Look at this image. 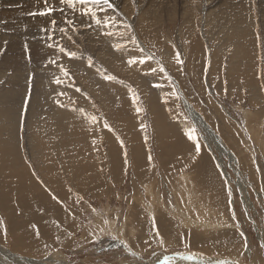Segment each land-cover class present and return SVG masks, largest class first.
Returning a JSON list of instances; mask_svg holds the SVG:
<instances>
[{
	"label": "rangeland",
	"instance_id": "rangeland-1",
	"mask_svg": "<svg viewBox=\"0 0 264 264\" xmlns=\"http://www.w3.org/2000/svg\"><path fill=\"white\" fill-rule=\"evenodd\" d=\"M15 1L0 0V68L7 77L10 78L12 72L21 78H32L39 72L40 75L51 72V77L58 75L56 79L64 78V73L57 68L59 65L71 71L69 73L72 76L78 71V67L71 66L69 56L60 52V46L76 52L78 57L75 58L91 56L92 64L98 66L97 69H102L106 75L115 76L117 79L113 81L119 82L116 86L122 89L118 93L112 90L117 93L116 99L110 95L114 101L107 98L103 99V103L100 98L93 99L91 94L86 93L94 101L91 111L96 112L97 120H89L93 132H102L98 138L101 137V142H104L103 152L108 151L109 146L101 126L100 118L104 116L115 122L109 129L118 139L124 140L125 135H131L132 143L140 142L135 147L126 143L125 150L112 157L113 170H106L109 177L103 175L105 180L98 182L99 178H103L99 177L93 182L92 192L89 190V194L84 197L83 192V198L65 201L67 217L72 221L68 223L66 218L65 222L58 220L55 223L59 228L56 229L57 232L42 236L43 241L45 239L51 244L45 252L47 246L40 249L37 247V239L40 238L38 227H35L36 234L31 235V240L27 241L31 248H26L17 241L19 236L16 234L20 232L24 239L27 235L25 231L22 228H10L5 214L0 210V221L3 220L0 223V264H160L165 256L181 261L187 255L196 257L195 261L184 260L189 264H220L221 261L224 264H264V0H112L117 5L115 9L97 11V15L103 20H114L113 25L106 29H101L90 17L82 16L80 6H77L74 13L67 6L58 3L59 0H50L48 6L55 10L50 15H45L47 19L44 17L42 20L38 18L41 15H35L38 16L37 20L29 13L32 9V12L44 10V0ZM22 1L25 4L28 1L31 8L23 5ZM52 1L53 4L56 2L55 6ZM33 2L36 4L33 5ZM38 3L44 7H39ZM22 6L26 7L20 8ZM9 8L17 10L14 12ZM206 13L211 14H208L211 19H207ZM209 19L213 20L212 23ZM66 20L74 22L75 31L66 24ZM53 21L56 22L55 25ZM123 24H129L131 28L125 29ZM242 24L245 26L240 28ZM62 28H67L66 34L61 31ZM108 30L114 34L103 35V31ZM130 35L137 38L139 47L144 45L143 47L150 49L154 58L157 57L146 60L144 64L129 66L127 61L133 57L131 54L135 53L134 57L139 59L147 56L140 52L138 46L133 45ZM68 36L72 37L74 44ZM116 43H123L124 47L119 51L109 48V45L112 47ZM38 45L44 46L45 50L41 47L44 52ZM128 48L134 52L129 53ZM23 50L26 51V58ZM177 51L181 54L183 65L176 62ZM3 58L8 62L3 61ZM14 59L19 62L22 59L24 64L20 65ZM10 61L24 67L13 64V68ZM4 62L11 67H6ZM79 62L86 67L84 62ZM158 62L167 73L159 71ZM10 68L14 70L11 72ZM152 68L157 71L152 72ZM5 74L1 75L3 78H0V83L7 79ZM168 76L172 78L171 81ZM71 81L72 85L77 83L78 87L81 86L77 80ZM144 86L148 92L143 90ZM30 87L31 85L27 89ZM125 88L135 90L138 96L135 103L132 91L129 94ZM167 90L170 93L176 91L179 98L164 93ZM21 92L24 90L21 89ZM30 92L31 88L27 90L25 105L20 109L23 111V120L27 115ZM182 93L206 117L205 124H195L193 118L197 114L193 109L186 108L188 105L184 102ZM54 96L66 102L70 97L71 103L78 107L83 108L85 104L78 94H71L67 98L58 93ZM131 106L135 108L132 114L138 118V121L134 119L135 123L128 119ZM137 108L142 111L137 112ZM127 121L129 128L123 132ZM181 122L187 126L195 125L201 146L199 154L195 151L196 142L189 140L185 135L186 130L178 126ZM78 128L82 132L85 126L79 123ZM24 132L26 134H21V140L27 151V136L30 131ZM138 133L139 136L136 137ZM37 134H40V130ZM54 134L57 133L50 137ZM62 138L65 139L56 141L49 138L48 145L60 144L65 146V151H80L81 154L86 151L84 144L75 143L79 136ZM222 139L226 142L224 146ZM66 143L71 145L66 146ZM118 145L122 147V144ZM228 146L232 154H227L225 147ZM1 147L4 148L0 146V150ZM54 150L59 161L61 148L55 147ZM74 162L79 163V160L75 159ZM202 171L207 174H200ZM213 173L220 177L222 186ZM2 190L7 195L4 187ZM217 190H220L217 199H222L223 195L226 202L215 201L213 197L217 196ZM187 198L190 199L186 201ZM23 210L32 213L28 211L32 210V206ZM23 210H11V215H21ZM188 217L193 219V223H190L191 218ZM37 225L40 226L41 222ZM61 235L65 239L58 240L62 242H50ZM230 236L242 238L225 242ZM161 238L164 240L163 245L159 243ZM2 246H8L7 249L17 257L15 262L2 252ZM24 258L26 260H22Z\"/></svg>",
	"mask_w": 264,
	"mask_h": 264
},
{
	"label": "bare ground",
	"instance_id": "bare-ground-1",
	"mask_svg": "<svg viewBox=\"0 0 264 264\" xmlns=\"http://www.w3.org/2000/svg\"><path fill=\"white\" fill-rule=\"evenodd\" d=\"M49 1L50 0H48V3H49ZM27 2L28 1H26V4L24 2L22 4L28 6ZM53 2L54 1H52V5H54L56 3L55 2L53 4ZM118 2H119V0H118ZM16 3L18 4V2H16ZM39 3L37 4L38 6H39ZM58 3H60V2H58ZM125 3L127 4V2H125ZM29 4H30V2H29ZM32 4L35 5L36 2H33ZM48 5L49 4H47L46 6H48ZM7 6H9V5H7ZM41 6L44 7L43 5H41ZM41 6H39V7H41ZM77 6H79V5H77ZM24 7H26V6H24ZM24 7L22 6L20 8H24ZM28 7H30V6H28ZM125 7H127V6H124V8ZM14 8L13 9L12 8L11 9L9 8V9L10 10H14ZM33 8H35V7H33ZM216 8H218V7H216ZM41 9H44V8H41ZM15 10H17V9H15ZM15 10H14V12H16ZM33 10L34 9H32V11ZM188 10H191V8L188 9ZM28 11H31V10H28ZM41 11H43V10H41ZM71 11H73V10L71 9ZM199 11H200V9H199ZM77 12H79V10ZM100 12H98V13H100ZM192 12H193V10H192ZM209 12L211 13L212 11L210 10ZM1 13L2 12L0 11V14ZM4 13H6V9H5V12ZM8 13H9V11H8ZM187 13L188 12H186V14ZM79 14L80 13H78V15ZM208 14L206 13V15L208 16L207 19L211 17V16H209L211 14H209V15ZM213 14H215V13H213ZM13 16L14 15L12 14V17ZM98 16H99V14H98ZM7 17H9V16H7ZM16 17H18V16H16ZM37 17H36V19H37ZM44 17H45V19L48 18L46 16H39L38 18H42V20H43ZM86 17H88V16H86ZM86 17H84V18H86ZM143 17H145V16H143ZM238 17H241V16L238 15ZM13 18H15V17H13ZM80 18H82V17H80ZM32 19H34V18H32ZM24 20H22V21H24ZM86 20H88V19H86ZM205 21H206V16H205ZM210 21H208V22H210ZM212 21H211V23H212ZM18 22H20V21H18ZM26 22H29V21H26ZM31 24H34V23H31ZM244 26L245 25L242 24L239 27L240 28H243ZM4 34L5 33H3V37H5ZM68 42H69V40H68ZM37 44L35 43V45H37ZM57 44H59V43H57ZM133 45L137 47V45H135V44H133ZM39 46L40 45H38V48L41 49L42 46L41 47H39ZM143 46H140V47H142L144 49V52L143 53L146 54V55L151 54V52H149L150 49H148L147 47H143ZM136 47H134V48H136ZM140 47H138L139 50H140ZM109 48H113V47H110V45H109ZM16 49H17V47H16ZM42 49L45 50L44 46L42 47ZM43 50H42V52H44ZM16 51H18V50H16ZM129 51H130L129 53L134 52L133 50H130V49H129ZM25 52L26 51L23 50V55H24ZM40 54H42V53H40ZM45 54H47V52ZM131 55L134 56L135 53H133ZM17 56H19V55H17ZM47 57H48V55H47ZM85 57L84 58L82 57L81 59L80 58H74L75 59L74 61H72V57L71 58L69 57V61H71V63H72L71 66L73 68H74V66H77L78 67V71L75 72V73H73V74L71 73L72 76L69 75V76L66 77L64 75V78H61L60 77V80L63 81V83H61V84H57L55 82L56 77L58 75L56 77L49 76L51 74L50 69H48V72H50V74L47 73V72H43L40 75V72L39 73L36 72L37 74L35 75V77L33 76L32 78L31 77L29 78L27 76L28 74H26L27 77L21 78L20 75L18 76L17 73H16L17 75H15L12 72V70H14V69H11L10 68L11 69V72L14 75H12V73L10 72L11 73V75H10L11 77L8 78L7 77V74L4 73V70L2 68H0L1 69L0 70L1 71L0 72L1 73L0 74V78H1V75L2 74H5L6 77H7V79L5 78L6 80L3 79L4 82H1L0 83V132H1V134H0V146H3L4 147V148L1 147V150H0V210H2V212L5 214V217H6L5 219L8 220V224H9L10 228H12L13 230H15V229H21L22 228L25 231V233L27 235H25V238L24 239L22 237L23 235H21L20 232H16V234H17V236H19L17 238V241L20 243V245L23 244L24 247H26V248H31L27 244V241H30L31 240V235H35L36 234L35 227H38L39 228L38 236H40V238L37 239L38 240V245H39L37 247H38V249H40V248H43V247L47 246L46 249L44 250V252H45L51 244L48 243V242H46L45 239L43 241L42 240V236H44V235H51L52 233H56L57 232L56 229H59V228H57V226H56L55 223H57L58 220H62V221L65 222L66 221L65 218H66L67 221H68V223H69V221H72V220H69V217H67L68 213L66 212V203H65V201L67 199L68 200L79 199V198L82 197L83 192H84L83 197H84V195L89 194V190L91 191L93 189V182L95 180H97L99 177H103V178H99L98 179V182L105 180L106 178H104L103 175H107L106 170L107 169L108 170H113L114 167H112V165H113V163H112L113 162L112 161V157H114L118 152H120L122 150L124 151L125 150V147H126L125 146L126 143L127 144L129 143V145H131V146L133 144L134 145L133 147H135L140 142L138 140L139 142L132 143L130 141L131 135H127V137L125 135L124 136V140H122L123 138L122 139H118L116 137V135L115 136L113 135L114 133L110 132L109 127L108 128H105L104 127V122L105 121H107V123H108L109 126L112 123H115V122L113 120H111L110 118L104 116V117H101L100 118L101 121H102L101 122V126L104 129L105 135H106V137L108 139L107 144H109V146H108V151L103 152L104 151V148H105L104 147V142H101V139H102L101 137L98 138V135L100 133H102V132H98V131H94L93 132L91 130V122L89 120L92 116H95V114H96L95 111H91V108L93 107V102L94 101H92V98L91 97L90 98L87 97L88 94L86 95V93L91 94V96H93V99H94V97L96 99L97 98H100L102 100V103H103V99L110 98V95L115 100L116 99L115 94H117L118 92H120L122 89L120 87H117L116 86V85H118L119 82L113 81V80L112 81H109V80L104 79L103 77H104V75H106V73H103L102 69H100V68H99L100 71H97L98 69L96 67H98V66H95L94 64H91V66H89L88 58H85ZM117 57H119V56L117 55ZM24 58H26L25 55H24ZM50 58H52V57H50ZM5 59L3 61H7ZM15 59H14V62H19V61H15ZM43 59H44V57H43ZM137 59H139V58H137ZM11 60L13 61V58H11ZM16 60H18V59H16ZM19 60L22 61V62H19L20 65H21V63H23V60L22 59H19ZM24 60H26V59H24ZM34 60H36V58ZM79 61L84 62L86 64V67L84 66L83 63H80ZM97 61H98V59H97ZM7 62H4V64L7 63ZM14 62L13 63L12 62L10 63V64H12V67H13V64L14 65L16 64ZM39 62H40V60H39ZM1 64H3V63H1ZM7 64H5V65H7ZM5 65H3L4 66L3 68H5ZM8 65L6 67H8ZM17 66H19V65H17ZM22 66L21 67L19 66V67L22 68ZM9 67H11V66H9ZM26 67H27V65H26ZM26 67H25V69L28 68V67L27 68ZM65 67H67V66H65ZM13 68H15V66ZM57 68H58V70L60 69L59 67H57ZM69 69H70V67H69ZM58 70L56 72H58ZM121 71H123V70H121ZM5 72H7V71H5ZM69 72H71V71H69ZM102 73H103V75H102ZM52 76H53V74H52ZM27 78L29 79V81H27L28 80ZM71 79H72V81L77 80L79 82V84L82 87H84V88H80L81 86L78 87L77 86V83L75 85H72L73 83L72 84L70 83ZM16 80H18V81L16 82ZM94 81H95V83H94ZM155 81L156 80L154 78V82ZM22 82H25V83H22ZM162 82L165 83V84H167V82L164 81V80ZM30 85H31V87H30L31 88V92H30V100H29V102H27L28 103L27 104V112H26L27 115H26V118H25L26 120L25 119L23 120V118H22L23 111H20V109L23 108V106L25 105V99H24V97H25V95L27 96V90L29 91V89H30V88L29 89H27V88ZM127 88H125V90L126 91H129L128 90L129 88L128 89ZM21 89L24 90L23 93L21 92ZM77 89H79V91H77ZM112 90H116L117 93H114ZM143 90L145 92H148V89H147L146 86L143 87ZM108 92H109V95H106ZM57 93L60 94V95H61V93H63L62 96H66V98L69 95H71V94H78L80 96L81 101L83 103H85L84 104V107L83 108L81 106L78 107L77 105H74L73 103H71L72 100L69 99L70 97L67 98V101L68 102L56 98L54 95L57 94ZM92 93H93V95H92ZM130 93H131V90L129 91V94ZM164 93H170V91L167 90ZM184 95H185V93H182L183 99L184 98L186 99V100L184 99V102L188 105L186 108H188L189 110L193 109V112L197 114L196 117L193 118V114H191L189 112V110H188V113H190V116L193 118V121L195 122V124H197V123H200V124H203L204 123L205 124L207 122L206 117L195 106V104L194 103L192 104L191 103L192 101L189 100V98L186 95L185 96ZM113 99H111V100L114 101ZM57 101H59V103H57ZM81 109L83 111H81ZM134 111H135V108L133 106H131V108H130L131 114L128 117V119H129V121L132 120L133 123H135L134 119L138 121L137 116H135L134 114H132ZM1 116H3V117H1ZM102 118H104V119H102ZM79 123H81V124H83V126H85V128H84V130H82V132H80L81 130L80 131L78 130V129H80V128H78V124ZM185 124H187V123L185 122ZM123 125H125V124H123ZM129 125L130 124L127 121V125H125L123 127V130H124L123 132H125V129L127 127L129 128ZM206 125H208V124H206ZM178 126L181 127V128H183V130H186L185 128L188 127L187 125H184L183 122L178 123ZM202 127L204 128V126H202ZM209 129H210V127H209ZM23 130L24 131L26 130L27 132H28V130L30 131V134L27 136L28 137L27 141L29 143H27L28 144L27 146H26V143H25V146L28 148L27 151L25 150V147L23 146L24 141L21 140V137H22L21 134L22 133H25L26 134V132H24ZM38 130H40V134L39 135L37 134V131ZM53 133H57V134H54L52 137H50ZM143 135H145V134H143ZM72 136H76V137L79 136V138H77V140H75V143L84 144L86 151H83L82 154H81L80 151H67L68 150L67 149L68 147L66 148L67 150L65 151V146L62 147L63 145H60V144L48 145V142H47V140H49V138H52L53 140L59 141V140H62V139L64 140L65 139V138H62V137H71L72 138ZM138 136H139V133L136 135V137H138ZM102 137H104V136L102 135ZM68 139H70V138H68ZM87 140H88V142H87ZM121 141H123V144H122V147H119L118 144L121 145ZM222 142H223V146H224V143H226L225 140L222 139ZM70 143L73 144L72 141ZM70 143H66L65 145L66 146L67 145L69 146V145H71ZM55 147H57V149L58 148H61V151H60V154H59L60 156L58 155L60 157V160L59 161H58L57 156L55 155L56 152L55 153L53 152V151H55L54 150ZM127 147H129V146H127ZM225 148L227 150V154L228 153L229 154H232V150L229 148V146L228 147H225ZM230 151H231V153H230ZM51 158L53 159V162H52V159ZM75 159L79 160V163H75L74 162ZM180 165H182V164H180ZM207 172L209 174H211L210 171H207ZM200 174L206 175L207 173H205V172L202 171ZM112 175H113V173H112ZM213 175L218 180L219 185L222 186V181L220 180V177H218V175L215 174V173H213ZM215 186L217 188H219L216 183H215ZM3 187H4L7 195H5L4 191L2 190ZM209 187L212 188V185H209ZM219 191L220 190H217L216 191L218 194H217V196H214L213 198H215V201L217 203H218V201L221 202V203H224L225 197H223V195L221 194L222 192L220 193V195H222V199H217L218 198V195H219ZM93 194H95V193H93ZM188 199H190V198H187L186 201H188ZM29 205L32 206V210H28V211H32V213H30V212L28 213V212H25L26 210H23V209H25ZM15 209L17 210V212L23 210V214H21V215L19 214L16 217H13L11 215V210L16 211ZM49 213L51 215H49ZM155 214H156V212H155ZM187 215L191 216L190 213H188ZM188 218H191V217H188ZM189 220H191L190 223H193V219L192 218L189 219ZM2 221H0V223ZM38 222H41V225L40 226L37 225ZM3 226H5V225H3ZM70 227H71V225H70ZM63 230L64 229H62V231ZM206 236L208 237V235H206ZM62 238H64V237L61 235L57 239H55V238L52 239L50 242H58L59 241V243H60V242H62V240L60 241L58 239H62ZM216 238H217V236H216ZM241 238L242 237H239V238H236L235 239V236H230V237L227 238L228 240H225V242L230 241V239H234L235 241L236 240H241ZM211 240H213V239H211ZM234 240H233V242H234ZM34 242H36V241H34ZM229 244H231V243H229ZM33 245H34V243H33ZM238 247L239 246L237 244V248ZM7 248H8V246L7 247L2 246V252L5 253V254H8L14 260V262H15V260L17 259V257L16 256L14 257L13 253L11 251H9ZM234 250H237V249L234 248ZM31 257H33V256H31ZM34 259H36V258H34ZM22 260H26V259L24 258ZM28 260H33V259L32 258H28ZM184 260L185 259H182L181 261L174 259L173 260L174 263L173 262L172 263L173 264H189L187 262H184ZM35 262H36V260H35Z\"/></svg>",
	"mask_w": 264,
	"mask_h": 264
},
{
	"label": "snow or ice",
	"instance_id": "snow-or-ice-1",
	"mask_svg": "<svg viewBox=\"0 0 264 264\" xmlns=\"http://www.w3.org/2000/svg\"><path fill=\"white\" fill-rule=\"evenodd\" d=\"M44 2H45L46 5L48 4V0H44ZM59 2L62 3L63 5H65V6H67L68 8L72 9L74 13L76 11L77 5H79L80 8H81V15L82 16H88L91 19H93L95 21V24L97 26H99L101 29L108 28L113 23V20L111 18L108 19V20H103L102 18H100L97 15V10L103 11V10H106V9H115L117 7V5L112 2V0H59ZM54 10L55 9L52 6H46L43 11L30 12L29 15L45 16V15H50ZM61 11H63V9H61ZM52 23H53V25H55L56 22L53 21ZM66 24L69 27H72L74 31L76 30L74 22L72 20H66ZM88 26H91V25H88ZM124 27H125V29H130L131 25L125 24ZM61 31L66 34L67 33V28H62ZM113 34L114 33L112 31H110V30L103 31V35H106V36H112ZM119 35L123 36L124 33H119ZM68 39L71 40L73 43H75V41L72 40L71 36H68ZM129 39H130V41L133 44H135V45H137L139 47V42L137 41V39H136V37L134 35H130ZM112 47L115 48L117 51H119V50H121L124 47V45L120 44V43H116V44L112 45ZM25 49H27V45H25ZM59 50H60L61 53H65L69 57L75 58L77 56L76 52L70 51V50L66 49L64 46H60ZM140 52L141 53L144 52V49L142 47H140ZM152 58L153 57H152L151 54H148L147 56H145L144 58L139 59V60H137V58L133 56V57L128 59L127 63H128L129 66L135 65L137 63L144 64L146 62V60H151ZM175 59H176V62L178 64L183 65L184 61L181 59V54H180L179 51H177L175 53ZM49 62L50 63H56V61H49ZM88 63H89V66H91V64L93 63L91 56L88 57ZM158 64H159V62H158ZM59 67H60V70L64 73V75L66 77L70 75L69 71L66 68H64L62 65H59ZM97 71H100V70L98 69ZM106 71L107 70L105 69L104 72H106ZM151 71L152 72H156L157 69L156 68H152ZM159 71L162 72V73H166V70H165V68L163 67L162 64H159ZM102 75H103V73H102ZM103 78L106 79V80H109V81L117 79L113 75H104ZM171 79L172 78L170 76H168V80L171 81ZM55 82L57 84L63 83V81L60 80L59 78H57L55 80ZM156 87H160V85H156ZM77 91H79V89H77ZM131 91L133 93V103H135L136 100L138 99V96H137V94H136L134 89H132ZM61 95H63V93H61ZM170 95L174 96L176 98H179L178 93L176 91L171 92ZM165 102H167V100ZM57 103H59V101H57ZM136 110H137V112L142 111L141 108H137ZM81 111H83V110L81 109ZM186 119H187V117H186ZM91 120L93 122H95L97 120V117L96 116H92ZM104 127L105 128L109 127L107 121L104 122ZM185 135L188 137L189 140L196 142L195 143V151H196L197 154H199L200 151H201V146H200V143L198 141L197 129H196L194 124H190L186 128ZM121 144H123V141H121ZM149 159L151 160V156H149ZM229 195H231V189H229ZM234 216H235V214H233V217ZM105 223H107V221H105ZM6 234L7 233H6V229H5V236H6ZM157 234H159V233H157ZM241 235L243 236V233H241ZM159 243L161 245H163L164 244V240L161 238ZM245 246H247L246 243H245ZM182 259L195 261L196 257L194 255H187V256H183ZM172 261H173V257L165 256L163 258V260L160 261V264H172ZM205 264H207V262H205ZM220 264H224V262L221 261Z\"/></svg>",
	"mask_w": 264,
	"mask_h": 264
}]
</instances>
